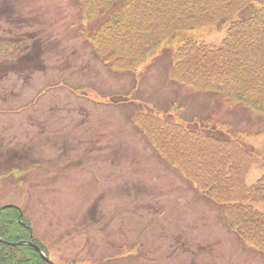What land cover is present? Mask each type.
<instances>
[{
    "label": "rangeland",
    "instance_id": "obj_1",
    "mask_svg": "<svg viewBox=\"0 0 264 264\" xmlns=\"http://www.w3.org/2000/svg\"><path fill=\"white\" fill-rule=\"evenodd\" d=\"M192 2L170 22L193 30L155 28L166 43L145 57L148 36L107 37L123 1L0 0V208L20 210L54 264H264L184 160L239 156L236 197L264 183V116L201 87L194 49L178 55L183 40L220 46L264 0Z\"/></svg>",
    "mask_w": 264,
    "mask_h": 264
},
{
    "label": "trees",
    "instance_id": "obj_2",
    "mask_svg": "<svg viewBox=\"0 0 264 264\" xmlns=\"http://www.w3.org/2000/svg\"><path fill=\"white\" fill-rule=\"evenodd\" d=\"M119 1H123L124 5L108 22L106 30H108L109 36L107 37L111 36L113 26H117V35L120 38L122 34L133 38L148 36L146 51L144 50L145 57L153 54L166 43L163 36H153L155 28L161 27L162 31L172 30L173 33L179 30L184 32L193 30L191 25L182 24L180 27V23L170 22L175 16L183 17L182 14L186 13L182 10L183 5L196 6L192 2L193 0H111L104 2L86 0L90 11L97 13L100 10H107L103 6L109 5L110 9L111 5H115ZM220 1L224 2L222 5H230L233 0ZM205 3L206 5L200 6L199 12H209L207 2ZM94 5L100 6L98 10H93ZM222 8L227 13L228 8L225 6ZM240 10L241 8L237 11ZM257 14L255 11L250 19H241L238 23L237 21L233 22L220 46H215L212 49H207L204 46L195 48L183 40L184 45L180 47L178 55L180 54L179 57L183 58L184 55L181 52L186 47L194 49L196 53L194 68L200 76L201 87L221 95L225 94V97L227 95L228 98H232L238 103H245L249 107L253 106L264 116V13L258 14V16ZM201 20L202 16L198 14V22ZM208 25L210 26L211 23ZM199 28L201 27L197 26V29ZM149 30L150 33H147L146 31ZM33 43H35L34 40L28 43L20 55L28 52ZM261 49L263 53L260 56ZM119 50L123 54L132 51L122 48ZM135 61L138 62L136 57ZM12 65H7L4 70ZM33 65L39 66L42 63L38 61ZM192 77V74L188 76L190 80ZM247 80L250 84L241 85L242 81ZM247 95L249 96L247 97ZM230 149L228 146V151ZM236 149L238 153L243 152L239 146ZM207 150L210 155H214L210 148L204 147L192 151V156H185L184 160L189 167L187 172L194 173L196 184L202 188L203 194L208 199L211 198L214 203L226 207L225 215L231 227L239 232L245 243L264 254V214L253 210L256 204L264 203V183L251 187L246 186L247 188L241 189V195L236 197L237 189L241 187L238 185L241 176L239 160H237L239 156H233V158L229 156L225 160H219L218 163L213 158L205 162L206 157L210 158L209 154H206ZM19 212L20 210L16 208H0V239L14 243L34 241L45 251L34 238L30 225L21 224ZM45 253L47 254L46 251ZM0 264H44V262L32 247H11L0 242Z\"/></svg>",
    "mask_w": 264,
    "mask_h": 264
},
{
    "label": "water",
    "instance_id": "obj_3",
    "mask_svg": "<svg viewBox=\"0 0 264 264\" xmlns=\"http://www.w3.org/2000/svg\"><path fill=\"white\" fill-rule=\"evenodd\" d=\"M18 245H26V246H31L32 248H34L42 257L44 264H54L44 253L43 251L37 247L35 244L31 243V242H21ZM13 246H17V244H13Z\"/></svg>",
    "mask_w": 264,
    "mask_h": 264
},
{
    "label": "crops",
    "instance_id": "obj_4",
    "mask_svg": "<svg viewBox=\"0 0 264 264\" xmlns=\"http://www.w3.org/2000/svg\"><path fill=\"white\" fill-rule=\"evenodd\" d=\"M247 256H250V254H248ZM253 256H254V258H257V259H259V258L261 257V256H259L258 254H255V253H254ZM248 258L251 259V257H248ZM254 258H253V259H254Z\"/></svg>",
    "mask_w": 264,
    "mask_h": 264
}]
</instances>
